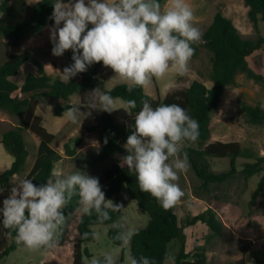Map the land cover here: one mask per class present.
<instances>
[{
  "label": "clouds",
  "instance_id": "obj_1",
  "mask_svg": "<svg viewBox=\"0 0 264 264\" xmlns=\"http://www.w3.org/2000/svg\"><path fill=\"white\" fill-rule=\"evenodd\" d=\"M40 3L41 0H29ZM51 52L61 56L71 50L72 63L60 71L62 82H70L86 72L96 62L110 66L115 75L135 86H146L154 77H164L172 68L178 75L188 70L194 55L193 45L202 39V30L194 23V10L188 0H168L162 8L160 0H55L50 17ZM175 88L174 81L166 85V94ZM84 110H82V107ZM87 107V114L82 115ZM124 108L130 115L137 108L134 99L127 107L117 106L111 89L98 87L90 91L87 105L70 104L65 112L69 122L81 124L93 109L111 113ZM135 123L124 147L125 165L135 173L139 188L155 197L164 209L175 206L185 192L176 182L189 167L183 152L185 141L199 138V121L176 103L153 106L147 99L134 114ZM107 137L103 144H107ZM93 146L99 151L100 141ZM75 168V167H74ZM76 169V168H75ZM14 186L0 206V225L16 231V242L28 249L54 248L59 242L66 216L64 209L73 196L78 197L81 217L92 216L98 221L111 220V213L123 206L106 198L99 177L79 169L66 171L54 167L44 183L35 184L28 175H17ZM3 188H0V192ZM117 229L114 240L130 243L139 229L113 222ZM99 231L82 236L100 239ZM170 259H174L170 257ZM127 264H155V258L130 252ZM89 264H121L118 253L105 251Z\"/></svg>",
  "mask_w": 264,
  "mask_h": 264
},
{
  "label": "rangeland",
  "instance_id": "obj_2",
  "mask_svg": "<svg viewBox=\"0 0 264 264\" xmlns=\"http://www.w3.org/2000/svg\"><path fill=\"white\" fill-rule=\"evenodd\" d=\"M28 5H32L26 0ZM194 10L193 23L202 30L207 28L216 10L233 20L240 35L244 38L255 39L258 35L264 36V20L258 21L257 28L253 26L247 16V6L244 0H188ZM162 8L168 6V0L161 3ZM54 24L51 20L40 31L30 32L24 36L18 46H12L8 39L0 36V63L9 54L30 51L39 59L46 72L52 77H60V71L72 63L71 54L55 56L51 52L53 47L50 41V27ZM199 50L195 57L189 61L187 72L178 75L170 68L164 77H154L152 81L144 87V91L152 98L162 99L165 95L167 83L171 80L175 83L174 89H181L190 84L194 79L202 81L206 86H211L209 73L211 69V53L203 46V40L198 42ZM250 67L264 76V44L247 57ZM32 69L28 63L23 64L12 80L20 84L25 74ZM86 72L79 73L76 78H81ZM99 89H109L120 83L131 84L130 81L122 80L115 75L110 66L101 65L97 73ZM80 102V95L74 93L67 101L54 98H38L35 113L41 118V124L54 135L51 146L61 157L56 162L55 167H63L66 171L76 169L86 171L90 175L99 177L100 183H105L104 169L112 162L117 161L125 165L124 156L127 150L124 147L126 140L121 141V151L110 155L107 158H98V152L93 146L94 140L99 141L97 129L87 131V127L95 124L98 126L99 115L102 110L93 109L91 115L83 118L79 122L72 123L66 118V112L61 115H54L53 110L56 105H63ZM117 106L127 105L118 97H115ZM240 102L250 105H259L264 109V82H257L248 78L244 73H238L235 83L229 85L224 90L218 106L211 112L209 122V137L206 140L185 141V147L202 149L205 144L219 140L223 142L237 141L242 148L248 150L251 158H236V173L222 182L209 183L202 186L201 180L194 173L190 163L186 171L180 173V178L176 181L185 192L181 200L173 206L178 216L179 224L183 226L185 233V252L192 255L203 250L208 264H233L242 257L244 264H264V195L258 194L256 199L250 202L251 196L256 189L257 182L263 171L251 177L245 178L240 170L245 162L254 161L258 156H264V123H250L240 106ZM119 122L126 123L134 128V115H130L124 108H117L111 112ZM24 116L11 115L4 110H0V132L18 125ZM131 131V132H132ZM23 137L28 150V157L23 169L18 174L12 176L9 181L0 186V206L5 197L10 194L14 186V177L17 175H28L37 154L38 137L30 130H23ZM81 136L79 145L75 143V138ZM69 142L76 151L73 155H67L64 144ZM13 157L0 143V172L9 167ZM209 168L216 172L227 171L230 167L228 157L208 156ZM189 162V161H188ZM76 169H75V168ZM29 176V175H28ZM113 202L122 204V217L118 222L126 227L140 228L148 223L149 215L138 209L135 199L129 194L125 185L121 186L120 192L109 197ZM207 207L214 208L223 223V229L216 234H211L210 230L200 222L188 225L186 220L191 215L203 211ZM80 205L72 210L66 218V225L62 239L54 248H41L36 250L28 249L20 244L11 250L7 255L0 258V264H72L74 254V244L77 239V223L80 218ZM94 231L100 232V239L88 241L82 244L87 248L90 256H83V264H89L90 259L101 257L105 251H113L120 255L123 264H127L126 257L130 252V246L117 245L112 243L107 236L108 225H95ZM16 242L15 237L7 235L0 227V252ZM246 242H250L245 254L240 250ZM178 240H172L168 245L164 264H174L176 254L179 250ZM173 257L174 259H170Z\"/></svg>",
  "mask_w": 264,
  "mask_h": 264
},
{
  "label": "trees",
  "instance_id": "obj_3",
  "mask_svg": "<svg viewBox=\"0 0 264 264\" xmlns=\"http://www.w3.org/2000/svg\"><path fill=\"white\" fill-rule=\"evenodd\" d=\"M164 0H160L163 3ZM55 0H41L40 3L28 5L26 0H0V36L7 38L12 46H18L24 36L30 32L40 31L52 19L53 3ZM247 6V16L253 26L257 28L258 21L264 20V0H244ZM203 46L211 53V69L209 79L211 86H206L202 81L194 79L190 84L181 89H174L168 92L162 99L152 98L144 91L143 86H135L129 91L130 84L120 83L111 89L112 96L118 97L127 105L129 99L137 102V108L132 110L133 115L142 106V101L147 99L155 107L161 103H176L188 110L189 114L199 121V140L203 141L209 137V122L211 112L218 106L221 96L227 86L235 83L238 73H244L248 78L257 82H264V76L254 71L248 64L247 57L258 50L264 44V36L258 35L255 39L244 38L240 35L233 20L225 16L221 10H216L212 20L202 35ZM198 53V42L193 45ZM64 54L70 55L71 50H65ZM28 63L32 66L23 81L18 84L12 80L16 76L20 67ZM103 65L96 62L89 67L88 73L81 78L73 77L70 82H62L60 77L52 78L45 70L43 63L37 59L32 52L23 51L11 53L0 63V110H4L11 115L24 116L22 121L3 132H0V143L5 150L12 155L13 160L9 167L0 172V186L5 185L9 179L22 171L24 163L28 157V150L23 137V130H30L34 133L39 143L37 154L30 168L28 175L35 184L46 182L51 170L61 155L52 148L51 141L54 135L42 124L41 118L35 113L38 98H54L67 101L71 95L78 93L81 103L87 105V97L90 91L97 86V73L99 67ZM104 89L102 90H109ZM70 104L56 105L53 114L58 116L65 112ZM240 106L246 119L252 124L264 123V109L259 105H250L240 102ZM82 107V106H81ZM82 110L83 107H82ZM87 114V107L82 115ZM98 131L101 149L98 158L104 159L110 155L121 151V141L126 140L132 129L124 122L117 121L111 113L102 111L99 115L98 126L95 124L88 126L87 131ZM107 137V144H103ZM82 137L75 138V143L79 145ZM67 155H73L75 147H71L69 142L64 144ZM187 153L188 161L201 180L202 186L209 183L222 182L236 173V158H251L247 149L242 148L237 141L223 142L215 140L204 145L202 149L183 148ZM208 156L228 157L229 169L227 171L216 172L209 168ZM263 171L256 189L254 190L250 202L254 201L257 195H264V156H258L254 161L245 162L240 173L245 177H251ZM105 183L104 190L106 198L120 192L121 186L125 185L129 194L135 199L140 211L149 215L148 223L139 229L129 243L130 253L137 258L141 255L155 258V264H164L168 245L172 240H178L179 250L176 254L174 264H208L206 255L201 251L195 252L190 258V254L185 252V233L183 226L179 224L178 216L174 208L164 209L158 200L148 192H143L139 188L135 173L129 172L127 166L114 161L104 169ZM78 205V197L73 196L68 206L64 209L65 216L72 212ZM111 220L101 223L97 220L95 213L92 216H83L77 223V239L74 244V254L72 264H83V256L91 254L82 244L92 241L91 236L84 238V232H91L95 225H108V239L117 245L121 242L114 240L113 236L117 229L112 228L113 222H118L122 217V211L111 213ZM187 224L197 222L203 223L211 234L219 233L223 229V223L218 212L207 207L203 211L191 215L186 220ZM65 224L62 226L59 241L62 239ZM1 229L9 236L15 237L14 229ZM250 242H246L240 247L245 254ZM17 242L12 241L0 252V258L15 249ZM102 257V256H101ZM245 259L233 264H244ZM121 264L122 258H121Z\"/></svg>",
  "mask_w": 264,
  "mask_h": 264
}]
</instances>
